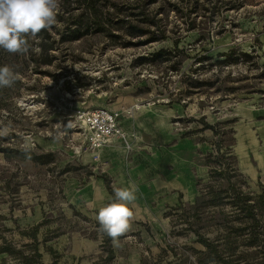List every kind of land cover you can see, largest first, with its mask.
<instances>
[{"label":"rangeland","instance_id":"1","mask_svg":"<svg viewBox=\"0 0 264 264\" xmlns=\"http://www.w3.org/2000/svg\"><path fill=\"white\" fill-rule=\"evenodd\" d=\"M90 1L62 0L57 23L29 38L27 54L0 49V66L17 74L0 88V245L20 249L33 242L22 233L39 226L41 255L58 258L57 241L82 232L102 238L111 264V238L75 204L76 191L105 175L102 159L76 152V110L105 107L122 120L180 109L174 127L177 119L185 129L211 125L210 174L194 201L165 213L140 264H264V206L242 211L264 198V169L250 179L234 152L235 114L246 104L264 111V0ZM145 103L154 105L127 114ZM263 111L255 121L262 155ZM200 237L218 260L204 262Z\"/></svg>","mask_w":264,"mask_h":264},{"label":"crops","instance_id":"2","mask_svg":"<svg viewBox=\"0 0 264 264\" xmlns=\"http://www.w3.org/2000/svg\"><path fill=\"white\" fill-rule=\"evenodd\" d=\"M262 111L246 104L235 114L239 134L234 152L240 171L250 179L258 177L264 169L255 125V121L263 118ZM174 112L181 114L180 109H171L120 119L119 125L132 143V150L126 149L122 138L111 139L102 154L105 175L96 176L81 191H76L79 203L75 204L96 220L98 210L113 201L116 188L136 186V200L129 205L130 229L119 238L118 246L112 242L111 264H140L145 251L152 250L149 240L165 219V213L181 202L194 201L200 193V183L210 174L206 156L214 147L210 141L214 135L211 125L196 121L188 129L182 124L176 128ZM68 187L71 191L75 189L73 184ZM52 248L58 258L44 249L43 264L106 262L107 253L100 236L72 232L63 235Z\"/></svg>","mask_w":264,"mask_h":264},{"label":"clouds","instance_id":"3","mask_svg":"<svg viewBox=\"0 0 264 264\" xmlns=\"http://www.w3.org/2000/svg\"><path fill=\"white\" fill-rule=\"evenodd\" d=\"M62 0H0V49L12 54H27L29 38L57 23ZM17 74L9 66H0V88L11 87ZM136 186L114 190V199L98 210L100 230L118 246L119 238L130 229L132 213L129 205L136 200Z\"/></svg>","mask_w":264,"mask_h":264},{"label":"built area","instance_id":"4","mask_svg":"<svg viewBox=\"0 0 264 264\" xmlns=\"http://www.w3.org/2000/svg\"><path fill=\"white\" fill-rule=\"evenodd\" d=\"M144 105L150 107L154 103ZM134 109L140 111L138 106H135L127 111V114L133 115ZM74 117L75 128L79 130L78 134L81 136V144L76 146V152L78 154L84 152L94 163L101 161L105 147L115 137L122 138L127 148L131 149L129 138L119 125L120 112L105 107L79 108ZM175 125L181 127V120L177 119Z\"/></svg>","mask_w":264,"mask_h":264},{"label":"trees","instance_id":"5","mask_svg":"<svg viewBox=\"0 0 264 264\" xmlns=\"http://www.w3.org/2000/svg\"><path fill=\"white\" fill-rule=\"evenodd\" d=\"M97 0H91L90 3L94 4ZM2 50V49H1ZM40 64L36 65V70H39ZM42 73L46 74L47 71H41ZM249 207L250 209H253L257 212H261L262 207L264 206V198L262 196L259 197V201H257L254 205H245L242 209L244 211L246 208ZM39 230V226L34 227L33 231L30 233H27V231H24L22 233L23 236H30L33 238L32 243L23 244L20 249H17L16 245L12 242L4 241L3 245H0V254H7L8 258H12L13 263L11 264H41V253L39 250V244L37 233ZM200 242H204L206 246V250L202 252V255L204 256V262H212L216 261L220 258L219 252L216 249V247L207 244L206 241L199 238ZM24 250H28V253L25 254ZM3 264H10L8 263V259L3 260Z\"/></svg>","mask_w":264,"mask_h":264},{"label":"bare ground","instance_id":"6","mask_svg":"<svg viewBox=\"0 0 264 264\" xmlns=\"http://www.w3.org/2000/svg\"><path fill=\"white\" fill-rule=\"evenodd\" d=\"M136 106H138V108L140 109V111H143V110H145V109L151 108V106L148 107V106H145L144 104H140V105H136ZM133 115H134V114H133Z\"/></svg>","mask_w":264,"mask_h":264}]
</instances>
